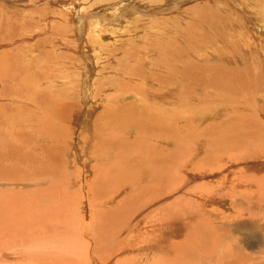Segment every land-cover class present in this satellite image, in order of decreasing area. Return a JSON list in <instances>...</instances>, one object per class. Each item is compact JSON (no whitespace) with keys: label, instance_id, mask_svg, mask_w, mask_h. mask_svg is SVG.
Returning <instances> with one entry per match:
<instances>
[{"label":"bare ground","instance_id":"1","mask_svg":"<svg viewBox=\"0 0 264 264\" xmlns=\"http://www.w3.org/2000/svg\"><path fill=\"white\" fill-rule=\"evenodd\" d=\"M119 1L120 3L121 1L127 2V0ZM174 1H176V3H174L176 6L183 5L184 2H186V4L190 2L189 0ZM260 1L261 0H258V2ZM262 1L264 2V0ZM123 6L124 4L121 3V7L117 8L116 14L123 9ZM195 7L196 6H194V8ZM106 8H108V4L104 5L102 10ZM204 8L206 10L208 6L205 5L203 9ZM167 9L170 10V7ZM188 9L190 10V8ZM187 10H180L179 13H183L184 15ZM213 12L214 11L211 9H207L206 17L211 18ZM200 13H202V11ZM255 13L257 17H250L251 23L255 28V32H259L264 28L260 26L261 23L264 24V7H260ZM146 16H150V14ZM177 16H179V14ZM32 22L33 21H31V23ZM150 22H152L151 19ZM21 23L20 25H22ZM26 24L30 25V21H28V23L26 22ZM81 27L86 28L84 23ZM74 28L77 27L74 26L68 32L72 34ZM153 29L154 27L150 30L148 37L132 42L127 40L128 37H124L126 41L122 40V36L116 35L113 32L112 36L113 39L116 38V41H98L94 35H100V32L93 27L91 31L87 29L88 38L86 40V48H79L81 54H78V57L85 54L91 55L94 58V66H90L88 69L83 66L82 70L84 71H82V75H77V79H74L75 76L72 75V73H74L72 67L77 66L79 69L84 63L82 65H76V59H71L74 58V55L70 58L66 55L56 53L57 47L55 45H53V47L51 46V49L48 46L44 47V43L39 45L41 48L38 52V56L41 61H38V69L36 68V72L33 74H37L38 77L46 76L47 78H52L48 80V83H50L49 87L51 88L55 84H62L65 87L55 90L53 99L49 102L52 104L50 111H47L51 113L49 117L46 116L39 120L37 116L30 118L27 114V119L23 118L21 120L19 127L22 126L21 128H24V144H26V141L30 137V132L27 134V128L32 129L37 126L38 128L34 133L37 137L41 134L48 120L50 121V128L53 118L59 124L66 123V125L58 134L47 132V134L44 135L45 137L47 136L46 142L49 146L43 144L36 145L35 147H39V149H37L38 155H29L26 152L27 157H22L20 156L21 152L17 151L13 156V160L15 162V159H17L16 161H21L20 159H32L33 161L35 160L44 164L46 167L44 172L47 169L48 175H50V177H47L52 178V181L50 180L51 183L57 187L53 188V185H48V193L53 194H50L51 198L48 196L50 199H47L45 196L43 197V195L38 198L42 206L39 207V210L43 211L42 216L45 215L48 219H37L39 222L33 224L34 222L30 221L31 217L34 216H30L33 212L30 205L34 203H29L27 200L26 207L21 210L23 216H25L20 218V221L24 222V224H22L23 226H21L19 221L14 222L13 220H11V222L5 221L0 224V264H4L11 260L19 261L21 256H24L31 248L35 249L29 252L30 255L28 257L21 260V264H134L137 258L134 261L130 259L128 261L125 259L123 260V258H125L124 256L122 260L120 258L121 255L124 254L123 251L129 249H131L132 252H135L136 249L140 250L142 254L144 253L147 257H150L149 253L157 255V257L162 259L163 263L166 264L168 263L166 262L168 259L174 262H180L184 260L185 257L189 256L188 253L196 251L197 246L206 240L207 233L216 237L215 234L218 231L221 232L225 228L219 225L221 224L220 220L223 218V215L220 216L221 211H217L219 208L216 210L218 214L215 213L216 208L210 210L206 208L213 204L224 205V203L227 202V197L224 199L226 194H233L236 197L239 196L237 198L235 197L236 199L234 198L238 207L242 208V211L239 213L250 214L251 217L255 215L261 218L263 214L262 211H264V193L260 191V195L258 191L252 192L251 186L247 187L248 190H251L250 193H248L247 189L245 191L241 189V191L245 192L242 194L240 193L239 186H237L235 182L240 180V175L242 177L243 174L249 172L251 166L248 163L250 161L260 162L256 160H260V158L264 156V153H261L262 149L259 147L264 141V30L263 32L261 31L263 35L261 34L260 37L255 35L250 37L251 34H249V40H244L247 42L246 44L242 43L244 41H240L239 44L244 50L239 48V44L237 48L233 49L234 47L228 46L227 39L219 35L217 40L218 42H222V46H217L218 48H215L217 51L214 50V54L216 61L223 62V64L212 66L209 63L212 61L209 60V56L203 53L199 55L200 48L199 50L197 48L199 45H202V42L201 37H198L195 33L199 32L196 28H191L194 32H191V30L183 32L187 28H180V32L174 29L173 31L175 32L170 33L166 38L165 36L158 37L157 32ZM199 29L201 28L199 27ZM26 33L28 34L27 31ZM84 33L83 31L79 35L81 41V37L84 38ZM68 35L69 33H65L67 39L64 40L67 44H70L71 40L76 44L79 42V40L76 42L74 38L70 40ZM207 36L210 37L211 35ZM209 39H212V37H205V41H209ZM223 46L227 48L231 47L232 51H238V49H240L244 54L224 53L222 50ZM260 46L263 49H260ZM73 47H75V44ZM167 53H171L169 55L171 59L166 56ZM30 54L27 53L28 56ZM219 54L224 57L217 58ZM192 57H196V60L190 59ZM18 59L10 58L12 63H16ZM25 64V62H22L12 69L17 70L20 74L28 72L25 75L27 78L25 85L32 86L29 78L31 76L30 69L32 70L33 67L31 66V68L29 66L28 68L27 64L26 66ZM25 67H27V69H25ZM4 70L8 71L9 69L5 68ZM62 72H64V74H62ZM94 72L96 75L100 74L102 80H99L98 77L97 82L95 80L97 78L93 77L95 79H92L91 77L93 75L91 74ZM9 77V75L0 72V83L3 82V84H0V95L4 96L5 100L11 99V96L16 93L12 91L13 79ZM187 77H189L188 83H186ZM34 79L36 78H33L32 81ZM39 81L41 82V80ZM74 82H77V84L73 91V95L69 96L68 94L70 92L72 93V89L74 88L71 87L70 84H74ZM205 85L214 88V100L221 109L207 116L206 119L204 117L199 118L197 123H193L194 115L191 116L193 111H187L188 114L185 115L181 107L186 103L189 105L193 103L194 105H198L200 101L203 103L204 99L203 101L201 100V95L202 88ZM15 96H17V93ZM68 96L71 97L72 100ZM23 99L27 100L28 98ZM46 100V96L35 97V99L30 98V101L34 102L32 106H36L37 108L36 113L45 105L38 102L46 103ZM206 101L207 100H205V103H207ZM23 104L22 106L16 104V106L23 110L26 101L25 104ZM226 104L229 106L225 107ZM9 105L0 107L2 114L4 110L8 111L10 109ZM173 107H176V109ZM197 108H199V106L195 107V109ZM189 109H191V107H189ZM246 111H248V113ZM4 115L6 116V114ZM223 115L228 116L226 120L222 121L223 124H220V121L216 123L218 120L217 118H221ZM17 116L14 115L12 117L13 119L9 122L8 120H4L3 123L5 126L12 125V122L16 124L17 122L15 119ZM1 119L4 118L1 117ZM204 119L209 121L206 123L207 125L201 123V121H205ZM186 120L191 123V127L192 125L202 127L198 132L206 136V141L201 143L200 140H197L196 143L198 148L196 151L185 152L189 154L190 157L193 156L194 158V161L190 159L192 163L190 170H185L179 165L177 167L181 172L177 168H174L170 170V174L168 175L169 170L167 171L160 166V168L158 167V165L162 163L161 155L165 154L163 148L165 149V145L179 141V136L187 129L185 124ZM224 122L227 124H224ZM0 130L4 131V129ZM57 130L60 129L57 128ZM15 132L13 135H16L18 130L17 133ZM195 133V136H198L196 131L190 132V134ZM5 134L6 133H4V135ZM14 139H16V137ZM64 139L67 141L64 142ZM40 141H42V138ZM55 141H59V146L54 143ZM4 142L3 144H5ZM242 143L243 148H240L239 145ZM10 144L11 143H9V145ZM9 145L8 149L11 147V145ZM31 145L28 146L27 144L29 148L31 147L33 149L34 147ZM257 148L259 149L256 150ZM226 153L230 154L232 159H234L233 165L229 168L226 169L223 165L220 166L221 160H217L216 163L212 161V159L214 160L218 157H222ZM39 154H43L44 157H39ZM232 159H229V162H232ZM29 162L31 161H25L23 163L27 164ZM5 163L3 164L5 165ZM66 165L79 168L78 177L80 185L77 184L76 181H69V179H71L69 177L68 183L72 184L73 182V185L75 183V186H78V188L71 190V194L74 197L72 201L78 202V205H83L79 208L75 205L78 213L75 212L74 208L73 211L75 213L73 212V217H71L73 220H70L69 216L68 221H66V219L64 220L62 213L64 214L65 212H61L60 208L66 207L64 206V202H67V206L71 205L69 203L71 201V194H69V191L66 192L69 194H67L68 196L66 198L70 201H64L66 199L64 191L63 189L61 191V187H58L56 182L57 175H59V177L66 176V172L62 170ZM79 165H83L86 175L82 173V168L80 170L81 166ZM234 166H237V169H233ZM121 169H126L129 175L124 176V171ZM39 170L42 171L43 169ZM44 172L41 173L44 174ZM69 172L70 171L67 173L71 174V172ZM177 173L180 174L179 180H177L175 176ZM216 173H218V176L216 179L209 180L210 185H204V183H202L201 186H188L193 179L200 177L206 178L212 175L214 178ZM89 176L90 179L87 180ZM191 178H193L192 181ZM242 179L244 178L242 177ZM250 179L251 178H249V180ZM31 180H33V178ZM61 180H63V177ZM21 183H24V180ZM31 183H35V179L34 182L32 181ZM64 183L66 184L67 181ZM64 183L62 184L64 185ZM240 183L242 182L240 181ZM17 184L19 185L20 182ZM24 185L26 187L25 183ZM185 185L186 187L188 186L187 190L184 188ZM85 187L88 188L86 191ZM184 189L186 190V196L177 197L178 200H174L175 203L172 205H168L167 203L164 204V207L159 206L156 209L154 208L152 212L154 213L156 211L154 215L148 214L147 210H149L151 204L157 203L159 200L162 201L164 197L167 199L171 197L172 194L176 195V193L182 192ZM187 197L189 198L187 199ZM11 198L18 199L17 196H12ZM186 199L189 200L187 201L189 208L183 207L181 210L176 209V206ZM230 199H232V197ZM9 200L10 199L5 200L7 205H12ZM192 201H194V203H192ZM19 203L20 202H18V204ZM74 204L77 203H73V205ZM194 205L197 208L196 213ZM251 205L253 207H250ZM6 208H8V206ZM70 209H72V207ZM202 209L207 210V212H204L205 217L202 216ZM228 209L230 208L228 207ZM88 211L92 216V221H87L85 219L87 218L86 213ZM193 211L194 213L192 214ZM238 211L239 210H237V213ZM15 216H17V214L14 215V217ZM191 216L193 219H191ZM212 216L216 217L212 218ZM37 217L36 215L34 216V218ZM89 217L90 216H88V218ZM151 217L153 218L151 221V228L149 229L147 227L150 232L142 231V223L144 224L147 220L150 221L149 218ZM252 218L250 221L247 220L248 218L246 220L241 218V222L244 224L243 227L249 225L247 223L248 221L252 224L253 228L256 222L258 223V221L261 220L255 219L252 221ZM200 221L206 222L207 224L205 223L206 225L203 227L197 225L198 223L200 224ZM42 223H44V225ZM193 223H196V225H192ZM2 225L4 228H7L5 231L2 229ZM16 225L20 226L22 229L19 230ZM66 225H68L67 228H71L69 231L65 229ZM41 226L43 227L41 228L39 239L31 238L29 234ZM202 228H204L206 232H202L203 234L200 236L201 230H204ZM102 231H105L104 235H99L97 237L91 235L93 233V235L96 236ZM123 231H128V235H131V237H138L144 232L147 237L153 240L143 244L141 247H136L134 244L130 243L125 244L123 243L124 238L117 240V237ZM256 233L258 235V231ZM89 234L92 236L91 238ZM249 234L251 235V232ZM217 235H219V233H217ZM242 238H244V236L239 239ZM13 242L14 248L6 250ZM39 244L43 246L40 247ZM39 248H43V251L41 250V252ZM62 250L64 251L61 252ZM215 250L216 249H213V251ZM179 251L182 253L180 254V260L177 261L175 257L178 256L177 252ZM145 255L143 256L145 257ZM226 256H229V254L217 257L221 258L222 262V260L226 259ZM7 258L10 259L6 260ZM138 261L139 260H137V264H140ZM13 264L18 263L13 262Z\"/></svg>","mask_w":264,"mask_h":264},{"label":"rangeland","instance_id":"2","mask_svg":"<svg viewBox=\"0 0 264 264\" xmlns=\"http://www.w3.org/2000/svg\"><path fill=\"white\" fill-rule=\"evenodd\" d=\"M189 1H187L189 3L186 4V2H184V4L181 3L183 5H179V6L174 5V3H176V1H174V0H127V2L121 1V3L124 4L123 9H121L116 14L117 8L121 7V3L119 0H0V30H1L0 31V72L9 75L10 76L9 78L12 77V79H13L12 80L13 81L12 91H15L17 93V96H15V94H16L15 93L14 95L11 96V99H8V100H5V97L0 95V102H1L0 107H2L4 105L8 106L10 104L9 105L10 109L8 111L4 110L3 114H2V111H0L1 117L4 118V119H1V117H0V124H1L0 129H4V131L0 130V136H1L0 137V180H2V181H0V224L4 223L5 221L11 222V220H13L14 222L19 221L21 223V226H23L22 224H24V222L20 221V218H23L25 216H23L21 210H23L26 207V201L27 200H28L27 202H29V203H34L31 205L29 204L30 207L33 209V212L31 213L32 215L30 214V216H33V215L34 216L36 215V217L38 216L37 218H34V216L31 217L30 221L34 222L33 224H36L39 222V220L37 221V219H40V220L48 219L45 215L42 216L43 211L39 210V207H42V206H41V202L38 200V198L42 197V195H43V197L45 196L47 199L51 198L50 194L53 195L52 193H50V194L48 193V188H49L48 185L52 186L53 184L51 183L52 178H48V177H50V175H48L47 169L44 172V169L46 168L45 165L42 163H39L35 160L33 161L32 159H25V160L20 159L21 161H16L17 159H15V162L13 160L14 159L13 156L15 155V153L17 151L21 152L20 156H22V157L23 156L27 157L26 152L29 155H35V154L38 155L37 149H39V147H35L36 145L43 144V145L49 146V144L46 142L47 136L45 137L44 135L47 134V132H50L52 134L53 133L58 134L65 128V125H66V123L65 124L64 123L59 124L53 118L51 121V128H50V121L48 120V122L46 124L47 126L45 125V127L41 131V134L39 133L40 135H38L37 137L34 134L38 128L37 126H35V128H32V129L27 128V134H28V132H30V137L26 141V144H24V140H23V133H25V132H23L24 128H21L22 126L19 127L21 120L23 118L27 119V114L29 115L28 117H30V118L37 116L39 120L45 118L46 116L49 117L51 113L47 112V111H50V109L52 108V104H50L49 102L53 99L55 90H57L58 88L63 89L65 87L62 84H55L51 88V87H49L50 83H48V80L52 79V78H47L46 76H39L38 77L37 74H33L34 72H36V68L38 69V64L41 61V59H39V56H38V52L41 48V47H39V45L44 43L43 46L44 47L48 46L50 49H51V46L53 47V45H55L57 47L56 53L66 55L70 58L74 55L73 56L74 58H71V59H73V60L76 59V61H75V62H77L76 65H82L84 63V65H82L79 69L77 68V66H75L76 68L72 67L73 68L72 71L74 72V73H72V75L75 76L74 79H77V75L78 74L82 75V73H83L82 71H84V70H82L83 66L86 67L87 69L90 66L91 67L94 66V58L91 55L85 54V55H81V57H78L79 56L78 54H81L79 51V48H82V49L86 48L85 45H86V40L88 38V32H86V30L88 29L91 31L92 27L96 28L100 32V35H94V36H96L98 41L105 40V42L116 41V38L113 39L112 32L115 33L116 35L118 34L119 36H122L123 37L122 40L126 41V39L124 37H128L127 40L132 42L135 40H141L142 38L148 37L150 34V30H152V27H154L153 30L157 32L158 37L165 36V38L170 33H174L176 30H178V32H180V30H181L180 28H182V29L187 28L183 32L190 31L191 28H196L199 32H195V33L198 35V37H201V42H202L201 43L202 45H199V46L197 45L198 46L197 49L199 50V48H200L199 55L201 53H203L204 55L209 56L210 57L209 60H212L209 63L212 66H214L216 64H223V62L221 63L219 61H216V57L214 54L215 53L214 50H216L215 48L222 46V42H218V40H217L219 35L226 38L228 46L234 47L233 49L237 48L240 41L242 42L244 40H249V36H250L249 34H251L250 37H252L253 35H255L257 37L258 36L260 37L261 34L263 35L262 32L264 30V28H263L264 24L259 22V23H261L260 26L263 29L260 30L259 32H255V28L253 27V25L251 23V18H250V17L256 18L257 16H256L255 11L260 9V7H264V2L262 0L260 2H258V0H196V1L195 0H189ZM192 1H194V2H192ZM226 3L229 5H227ZM106 4H108V8L102 10V7ZM170 4H173V5H170ZM205 5L208 6V8H206V10H205V8L203 9V7ZM194 6H196L195 7L196 9L194 8ZM212 6H214V7H212ZM169 7H170V10L167 9ZM188 8H190V10ZM171 9H173V10H171ZM207 9H211L212 11H214L213 16H211V18L206 17L207 16V14H206ZM180 10L181 11L187 10V12H185L183 15V13L182 14L179 13ZM203 10H205V11H203ZM201 11H202V13H200ZM134 12H139V13H134ZM203 12H204V15H203ZM148 14H150V16H146ZM178 14H179V16H177ZM29 15H30V17H29ZM201 15H202V17H201ZM160 17L164 21H162ZM23 18H24L25 22H24ZM152 18H154V19H152ZM165 18H166V20H165ZM201 18H202V20H201ZM39 19H40V21H39ZM150 19L152 22H150ZM216 19H217V21H216ZM34 20H36V21H34ZM182 20L184 23L182 22ZM28 21H30V25L26 24V22L28 23ZM31 21H33V22L31 23ZM167 21H169V22H167ZM20 23L22 25H20ZM83 23L85 24L87 29L81 27V25ZM206 24H208L209 26ZM25 26H26V28H25ZM74 26H76L77 28H74L72 30V34H71L68 31L71 28H73ZM199 27L202 30L199 29ZM210 27H211V29H210ZM212 27H215V28H212ZM175 28H178V29H175ZM174 29H175V31H173ZM28 30H30V31H28ZM26 31L28 32V34L26 33ZM83 31L85 33H84V38L81 37L82 38V41H81V39L79 38V35ZM191 32H194V31L191 30ZM208 32H209V34H208ZM65 33H67V34L69 33L68 37H70V40L74 38L76 42H78V40H79V42L76 44V43L72 42L73 40H71V43L73 45L71 43L67 44L64 40V39H67L65 36ZM202 35H204V36H202ZM207 35H209V36L211 35L210 37H212V39H209L210 42L205 41V37L210 38ZM1 41H2V43H1ZM260 41H259V44H260ZM7 42H8V44H7ZM196 43H197V41H196ZM242 43L246 44L247 42L244 41ZM74 44H75V47H73ZM69 46H71V47H69ZM231 47L227 48L226 46H223L222 50L224 53H228V52L230 53L231 52V53H237V54H244L240 49H238V51H232ZM239 48L244 50V48L240 44H239ZM259 48L263 49V48H261V46ZM30 50H32V51H30ZM34 50H35V52H34ZM248 51H251V50H248ZM3 52H7V53H3ZM27 53L30 55L28 56ZM88 53H90V52H88ZM170 54L171 53H167L166 56L168 58H170L169 57ZM222 57H224V56H222L221 54H219L217 56V58H222ZM10 58H14V59L19 58V59L16 63H12ZM190 59L196 60V57H192ZM34 60H35V62H34ZM22 62H25L27 64L28 68H29V66L33 67V68L31 67L32 70L30 69L31 76L29 78V81L33 87L30 85H25V82L27 79L25 75L28 72L24 73V74H22V73L20 74L17 70L12 69V68L17 67ZM32 62H34V63H32ZM26 64H25V66H26ZM177 64H179V63H177ZM5 68H8L9 70L8 71L4 70ZM25 69H27V67H25ZM79 71H81V72H79ZM94 73L91 74V75H93L91 77L92 79H95L98 77L99 80H102V78H101L102 76L100 74L96 75V73L95 74ZM62 74H64V72H62ZM93 77H95V78H93ZM33 78H36V79H34L32 81ZM39 78H42V79H39ZM98 78L95 79L96 82H97ZM39 80H41V82ZM188 80H189V77H187L186 83L189 82ZM0 84H3V82ZM76 84H77V82H74V84H70L71 87H74V88L72 89V93L70 92L68 94L69 96L73 95V91L75 89ZM0 90H1V88H0ZM213 90H214L213 87L211 88V86L209 87V85H205L202 88V95H201L202 96L201 100L203 101V99H204L203 103H201V101H200V103H198V105H196V104L194 105V103L192 105H189L188 103H186L185 105L183 104L184 107L182 105L181 108L184 111L185 115L188 114L187 111H189V112L193 111V113L191 114V116L194 115L193 123H197L199 118L204 117L206 119L207 116L212 115L215 112H217L219 109H221L217 105L216 101L214 100L215 94H214ZM78 93H81V92H78ZM0 94H1V91H0ZM13 96H15V97H13ZM40 96H46L47 100H46V103L45 102H38L40 104H45V105H43L42 109L38 113H36L37 108H36V106H32L34 104V102L30 101V98L35 99V97H40ZM16 98L19 100H17ZM23 98H26V99L28 98V99L24 100ZM69 98H71V97H69ZM71 100H72V98H71ZM205 100H207L206 101L207 103H205ZM25 101H26V105L23 107V110H22V108L19 109L16 106V104H19V106H22L23 103L25 104ZM27 103H28V105H27ZM206 104H207V106H206ZM188 106L191 107V109H189ZM194 106L195 107L199 106V108L195 109ZM228 106L229 105H227V104L225 105V107H228ZM29 107H31V108H29ZM173 108L176 109V107H173ZM27 109H29V110H27ZM20 111H21V113H20ZM246 112L248 113V111H246ZM4 114H6V116ZM14 115H16V116L18 115L15 119V121L17 123L15 124L12 122L11 123L12 125H8V126L6 125L5 126V124L3 123L4 120H8V122H9L11 119H13L12 117ZM227 118H228L227 115L226 116L223 115L221 118H217L218 120L217 121L215 120V121H216V123H218L220 121L219 123L223 124L222 121L226 120ZM260 118H262V117H260ZM207 122H209V121L208 120L201 121V123L203 125H207L206 124ZM185 124H186L187 129H185L184 132L179 136V141H176V142L171 143L169 145H165V149L163 148V151L165 152V154L161 155L162 156L161 157L162 163L159 164L158 167L160 166L167 171L169 170L168 175L170 174V170H173L174 168H177L181 172V170L177 167L179 165H181L182 168L185 170H190L192 167V163L190 162V159L192 161H194V158H193V156L190 157V155L186 154L185 152L186 151L195 152L196 149L198 148V145L196 143L197 140H200L201 143H204L206 141V136L201 135L198 132L199 130L202 129V127H198L197 125L196 126L192 125V127H191V125H190L191 123L188 120L185 121ZM224 124H227V123L224 122ZM22 125H23V123H22ZM57 128H59L60 130H57ZM17 130H18V133H17ZM192 130L194 132L196 131L198 133V136H195L196 133L190 134V132H193ZM14 132L17 134L13 135ZM4 133H6V134L4 135ZM67 135H71V134H67ZM3 137H4V139H3ZM15 137H16V139H14ZM41 138H42V141H40ZM66 141L64 139V142H66ZM3 142L5 144H3ZM8 142L11 143L10 144L11 147H9V149H8V145H9ZM54 143L59 146V141H55ZM263 143H264V141L260 144L261 146H259L260 149H262L261 153H264V144ZM27 144H28V146L32 144L31 146L34 148L32 149L30 147L31 148L30 149L27 146ZM239 147L243 148V143L240 144ZM258 149L259 148H257L256 150H258ZM36 150H37V152H36ZM253 150H255V149H253ZM30 153H32V154H30ZM57 153H59V152H57ZM143 155H146V154H143ZM39 157H44V155L39 154ZM229 159H232V156L230 154L226 153L222 157H218L214 160L212 159V161L214 163H216L217 160H221L219 165L220 166L223 165L227 169L231 165H233V161H234V159H232V162H229ZM208 160H206V161H208ZM25 161H31V162L24 164L23 162H25ZM256 161H260V162H254L252 160L248 163L251 166V169H249V172L242 175V177L244 179H242V177L240 175V177H239L240 180H237L238 182H235V184L237 186H239L240 191H241V189L244 191L247 189L248 193H250L251 190L249 189L250 190L249 191L247 187L252 186V192L258 191L261 195V192L264 193V156L261 157L260 160H256ZM1 163L2 164L5 163V165L4 164L2 165ZM153 165L155 166L154 163H153ZM79 166H81V165H79ZM81 168H82V170H81ZM25 169L27 170V172ZM36 169H38V170H36ZM39 169H41V170L43 169V170L40 171ZM233 169H237V166H234ZM55 170H56V168H55ZM62 170H63V172H66V176L65 177L64 176L59 177V175H57L56 182L58 184V187H61V191L63 189L64 195L66 198L69 194H71V190L78 188V186H75V183H74V185H73V182H72V184L68 183V177L71 178V179H69V181H76V183L79 184V177H78L79 168L66 165V167L63 168ZM64 170H66V171H64ZM80 170L82 171V173H84L86 175V172L83 169V165L80 167ZM121 170L124 171V173H123L124 176L129 175V172H127L126 169H121ZM68 171H70L71 174H68L67 173ZM20 172H21V174H20ZM41 172L42 173L44 172V174H42ZM140 173H144V172H140ZM45 174H47V175H45ZM179 175H180L179 173H177L175 175L177 177V180H179ZM247 175H249V176H247ZM212 176H208L206 178L200 177V178H196V179L191 178V181H192V179H193V181L191 183H189L188 186L189 187L192 185H194V186L200 185L201 186L202 183H204V185L205 184L210 185L209 180L216 179L218 176V173L215 174L214 178ZM238 176H239V174H238ZM62 177H63V180H61ZM32 178H33V180H31ZM72 178H74V179H72ZM249 178H251V179L249 180ZM34 179H35V183L32 184L31 182L32 181L34 182ZM89 179H90V176L87 177V180H89ZM23 180H24V183L26 184V187H25L24 183H21V182H23ZM66 181H67L68 185H67V183L66 184L64 183ZM240 181L242 183H240ZM16 182L17 183L20 182V184L18 185ZM62 183H64L65 186ZM16 184H17V186H16ZM188 186L186 187V185H185L184 188L187 190ZM56 187L53 185V188H56ZM87 189L88 188L85 187V191ZM185 189L182 190V192L176 193V195L172 194L171 197H169L167 199H166V197H164V199H162V201L159 200L157 203L155 202V203L151 204L149 207V210H147L148 214L154 215V214H156V211L154 213H152L154 208L156 209L159 206L164 207V204H167V203H168V205H172L175 203V201L178 200L177 197L186 196V193H185L186 190ZM237 190H238V188H237ZM68 191H69V194L66 193ZM33 192H35V193H33ZM75 193H76V191H75ZM240 193L244 194L245 192L241 191ZM14 194H16V195H14ZM180 195H182V196H180ZM12 196H17L18 199L17 198L12 199L11 198ZM48 196H50V198ZM70 196H71V199H70ZM70 196H69V199L72 201L74 199V197L72 194ZM226 197H227V202L224 203V205L223 204L222 205L221 204H213V205L208 206L206 208L208 210H210L212 208H214V209L216 208L215 213H217V211L218 212L221 211L220 216L223 215V218L220 220L221 224H219V225L224 226L225 227L224 229L226 231L224 229L221 232L218 231L217 233H219V235H217V233L215 234V232H214L216 237H213V235L207 233L206 240L203 243L201 242L199 244V246H197L195 252L193 251L192 253H188L189 256L185 257L184 260H182L180 262H174V261H171L170 259H168V261H166V262H168L167 264H187V263L188 264H227V263H229V264H264V241H263L264 240V216H263L264 211H262L263 214L261 215V218L260 217L258 218V216H255V215H252V217L254 216L252 218L250 214L247 215L245 213L244 214L239 213L240 211H242V208L238 207V204L236 203V200H235L239 196L236 197L233 194L232 195L226 194L224 199ZM231 197H232V199H230ZM30 198H32V199H30ZM188 198L189 197H187V199ZM7 199H10L9 200L10 204H12L13 206L7 205V203L5 201ZM187 199L182 201V203L179 204L180 206L179 205L176 206V209L181 210L183 207L189 208V204H187V201H189V200H187ZM44 200H45V198H44ZM70 200H68L66 198L64 201L69 202ZM4 201H5V203H4ZM32 201H34V202H32ZM71 201L69 202L71 205H73V203H77V204H74L73 205L74 207L71 205H68V206H70V207H68L67 202H64V206H66V207H62V209L60 208L61 212L62 211L65 212L64 214L62 213V215L64 216V217L63 216L62 217L64 218V220L66 219V221H68L69 216H70L69 219L71 220L72 219L71 217H73L72 214L77 212V208L83 206V205H78V202H76V201L75 202L72 201V203H71ZM18 202H20L19 203L20 205L18 204ZM192 203H194V201H192ZM248 203H249V198H248ZM75 205H77V208ZM195 205H194V209H195V213H196L197 208ZM7 206L9 209L6 208ZM9 206H11V207H9ZM18 206H19V208H18ZM12 207L14 210L12 209ZM21 207H22V209H21ZM71 207H72V209H70ZM228 207L230 209H228ZM250 207H253V206L251 205ZM36 209H38L39 211ZM73 209L75 210V212L73 211ZM206 209H202V212H203L202 216H204V217H205L204 212H207ZM6 210H7V212H6ZM71 210H72V212H71ZM237 210H239L238 213H237ZM17 211H19V212H17ZM34 211H36L37 213ZM89 213H90L89 211L86 213L87 218H85V219L87 221L88 220L90 221L92 219V216ZM193 213H194V211L192 212V214ZM16 214H17V216L14 217V215H16ZM67 214H69V215H67ZM18 216H19V218H18ZM88 216H90V217L88 218ZM43 217H46V218H43ZM215 217L216 216H212V218H215ZM32 218L35 220H33ZM151 218H149L150 221L147 220L144 222V224L142 223V226H143L142 231L150 232L149 229L151 228V221L153 220V218L152 219ZM241 218H243L245 220L248 218L247 220H249V221L251 220V218H252V221H254L255 219L256 220L261 219V220L258 221L259 224L256 222V224L254 225V227H256V228H254V227L252 228V224L249 223L248 221H247V223L249 225H246L245 227H243L244 224L241 222ZM191 219H193V217ZM205 223L200 221V224L198 223L197 225L203 227L204 225L207 224V223L206 224ZM42 224L44 225V223H42ZM68 225L65 226V229L67 231H69L71 229V228H67ZM192 225H196V223H193ZM238 226H240V227H238ZM16 227L19 230L22 229L18 225H16ZM42 227L43 226L36 228L34 231H32V233L29 234V236L31 238H34V239H36V238L39 239L38 237L40 236ZM2 229H3V231H5L7 228H4L2 225ZM202 229H204V228H202ZM247 229H249V230H247ZM189 231H190V229H189ZM204 231L206 232L205 229L201 230L200 236H202V234H203L202 232H204ZM257 231H258V235L256 233ZM104 232L105 231H102L96 236H94L93 233L91 235L93 237H97L99 235H104ZM184 232H186V231H184ZM250 232H251V235L249 234ZM254 234H256V235H254ZM91 235L89 234L90 238L92 237ZM218 236L221 238H219ZM243 236H244V238L239 239L240 237H243ZM123 238H124L123 243L134 244L136 247H141L143 244L149 243L153 240L152 238L147 237V235L144 232L141 235H139L138 237H131V235L130 236L128 235V231L127 232L123 231L119 234V236L117 237V240L123 239ZM112 244H115V243H112ZM39 245H40V247L43 246L42 244H39ZM220 246H224L227 249L225 254H229V256L225 257L226 258L225 260H222V262H221V258H219L220 256L217 257V255H216V250ZM11 248H14V242L10 247H7L6 250L11 249ZM33 249H35V248H31L28 251L31 252ZM42 249L43 248H39L40 251ZM213 249H216V250L213 251ZM63 251L64 250H62L61 252H63ZM29 252H26L24 256H21L19 261L18 260H14V261L11 260L9 262H5L4 264H13V262L21 264L22 263L21 260H24V258H26L30 255ZM123 253L124 254L121 255V257H120L121 260H122L123 256L125 257V258H123V260L125 259L126 261H128L129 259L134 261L137 258L136 261H134V264H137V260H139L138 263H140V264H142L143 261H144L143 264H166V263H163L162 259L157 257V255H152L151 253H149L150 257H147L144 253L142 254V251L137 250V249L135 250V252H132L131 249H129V250L123 251ZM181 253H182L181 251L177 252L178 256L175 257L177 259V261L180 260V254ZM143 255H145L146 258ZM58 258H57V260L59 261ZM217 258L219 259V261ZM8 259H10V258H7L6 260H8Z\"/></svg>","mask_w":264,"mask_h":264},{"label":"clouds","instance_id":"3","mask_svg":"<svg viewBox=\"0 0 264 264\" xmlns=\"http://www.w3.org/2000/svg\"><path fill=\"white\" fill-rule=\"evenodd\" d=\"M226 251L227 249L224 246H220L216 250V255L222 257L223 255H225Z\"/></svg>","mask_w":264,"mask_h":264}]
</instances>
